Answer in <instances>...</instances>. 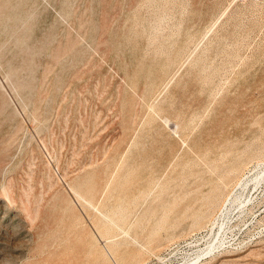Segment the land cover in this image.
Segmentation results:
<instances>
[{
  "label": "rangeland",
  "instance_id": "374dc122",
  "mask_svg": "<svg viewBox=\"0 0 264 264\" xmlns=\"http://www.w3.org/2000/svg\"><path fill=\"white\" fill-rule=\"evenodd\" d=\"M0 90V264H60L65 259L76 264L86 258L84 252L98 256L102 244L97 238L96 245L94 236L101 235L98 226L106 223L102 213L120 205L127 211L124 224L136 223L138 211L147 207L139 199L146 193L148 202L160 197L156 211H171V219L189 203L192 211L208 216L198 227L192 217L182 218L181 225L168 231V240L161 231L162 245L137 264H264V178L256 187L252 183L264 172L261 0H0ZM236 195L240 200L230 206ZM116 223H123L112 225L120 233ZM215 237L223 244L206 253V241Z\"/></svg>",
  "mask_w": 264,
  "mask_h": 264
},
{
  "label": "bare ground",
  "instance_id": "6f19581e",
  "mask_svg": "<svg viewBox=\"0 0 264 264\" xmlns=\"http://www.w3.org/2000/svg\"><path fill=\"white\" fill-rule=\"evenodd\" d=\"M79 16V15H78ZM99 17H100V15H98ZM43 19V18H42ZM76 19V18H75ZM43 20H45V19H43ZM43 20H42V22H43ZM77 20V19H76ZM75 20V21H76ZM77 22V21H76ZM101 22V21H100ZM103 22V21H102ZM45 23V22H44ZM105 24H106V22H105ZM42 25V24H41ZM104 25V24H103ZM100 26V25H99ZM41 28V27H40ZM47 28V27H46ZM181 28V27H180ZM214 28V27H213ZM213 28H211V29H213ZM48 29V28H47ZM104 29V28H103ZM106 29V28H105ZM108 29H109V27H108ZM126 29V28H125ZM183 29V28H182ZM41 30H42V28H41ZM40 30V31H41ZM44 30V29H43ZM39 31V32H40ZM44 31H47L46 29L44 30ZM44 31H42V32H44ZM102 31V30H101ZM97 32H100V31H97ZM105 32V31H104ZM106 32H107V30H106ZM105 32V33H106ZM108 32H109V30H108ZM178 32V31H177ZM180 32V31H179ZM103 33V32H102ZM210 33V32H209ZM37 34V33H36ZM180 34V33H179ZM146 35H148V34H146ZM39 36V35H38ZM37 36V37H38ZM100 36V35H99ZM103 36V35H102ZM104 36H105V34H104ZM103 36V37H104ZM36 37V38H37ZM42 37V36H41ZM153 37V36H152ZM175 37V36H174ZM156 39V38H155ZM169 39V38H168ZM170 39H171V37H170ZM39 40H40V38H39ZM44 40V39H43ZM174 40V39H173ZM41 41V40H40ZM124 41V40H123ZM122 41V42H123ZM157 41V40H156ZM159 41V40H158ZM167 41V40H166ZM42 42V41H41ZM63 42V41H62ZM98 42V41H97ZM100 42V41H99ZM153 42V41H152ZM39 43V42H38ZM136 43V42H135ZM160 43H162V42H160ZM172 43V42H171ZM42 44V43H41ZM56 44V43H55ZM63 44V43H62ZM174 44V43H173ZM161 45V44H160ZM38 47V46H37ZM80 47V46H79ZM173 47V46H172ZM113 48V47H112ZM139 48H140V46H139ZM154 48V47H153ZM158 48V47H157ZM162 48V47H161ZM76 49V48H75ZM152 49V48H151ZM163 49V48H162ZM170 49V48H169ZM39 50V49H38ZM106 50H108V49H106ZM130 50V49H129ZM166 50V49H165ZM26 51V50H25ZM24 51V52H25ZM28 51H30V50H28ZM88 51H90V50H88ZM148 51V50H147ZM157 51V50H156ZM139 52V51H138ZM158 52V51H157ZM168 52V51H167ZM170 52V51H169ZM39 53V52H38ZM102 53V52H101ZM109 53H110V51H109ZM41 54V53H40ZM39 54V55H40ZM111 54V53H110ZM129 54H130V51H129ZM152 54V53H151ZM155 54V53H154ZM158 54V53H157ZM168 54V53H167ZM38 55V56H39ZM46 55V54H45ZM56 55V54H55ZM88 55V54H87ZM115 55V54H114ZM127 55V54H126ZM160 55V54H159ZM41 56V55H40ZM91 56V55H90ZM96 56V55H95ZM94 56V57H95ZM102 56V55H101ZM105 56V55H104ZM154 56V55H153ZM153 56H151L152 58H153ZM10 57V56H9ZM23 58L22 59H24V56H22ZM28 57H30V56H28ZM98 57V56H97ZM144 57V56H143ZM160 57V56H159ZM159 57H158V59H159ZM11 58H13V57H11ZM42 58V57H41ZM50 58V57H49ZM89 58V57H88ZM88 58H87V60H88ZM146 58V57H145ZM148 58V57H147ZM165 58V57H164ZM167 58V57H166ZM16 59V58H15ZM31 59V58H30ZM43 59V58H42ZM47 59H48V57H47ZM51 59V58H50ZM95 59V58H94ZM99 59V58H98ZM103 59H104V57H103ZM112 59H113V57H112ZM117 59V58H116ZM126 59H127V57H126ZM131 59V58H130ZM151 59V58H150ZM155 60H156V58H154ZM160 59H161V57H160ZM190 59V58H189ZM18 60V59H17ZM39 60V59H38ZM45 60H46V58H45ZM44 60V61H45ZM84 60V59H83ZM105 60V59H104ZM110 60V59H109ZM119 60V59H118ZM149 60V59H148ZM153 60V59H152ZM9 61V60H8ZM20 61V60H19ZM23 61V60H22ZM40 61V60H39ZM50 61V60H49ZM100 61V60H99ZM151 61V60H150ZM16 62V61H15ZM21 62V61H20ZM28 62V61H27ZM35 62H36V60H35ZM101 62V61H100ZM113 62V61H112ZM119 62V61H118ZM129 62V61H128ZM31 63V62H30ZM30 63H28V64H30ZM87 63V62H86ZM99 63V62H98ZM16 64V63H15ZM25 65H27L26 63H24ZM32 64V63H31ZM30 64V65H31ZM41 64V63H40ZM39 64V65H40ZM45 64V63H44ZM82 64H84V63H82ZM119 64V63H118ZM148 64V63H147ZM14 65V64H13ZM42 65V64H41ZM85 65H87V64H85ZM91 65V64H90ZM105 65V64H104ZM17 66V65H16ZM24 66V65H23ZM28 66V65H27ZM33 66V65H32ZM45 66V65H44ZM43 66V67H44ZM80 66H82V65H80ZM84 66V65H83ZM81 67V68H84V67ZM193 66V65H192ZM204 66V65H203ZM13 67V66H12ZM20 67V66H19ZM36 67V66H35ZM89 67V66H88ZM88 67H86V68H88ZM97 67V66H96ZM117 67V66H116ZM45 68V67H44ZM98 68V67H97ZM205 68V67H204ZM12 69V68H11ZM10 69V70H11ZM21 69V68H20ZM40 69V68H39ZM102 69V68H101ZM8 70H9V68H8ZM26 70H27V68H26ZM82 70V69H81ZM85 70V69H84ZM93 70V69H92ZM99 70V69H98ZM128 70H129V68H128ZM162 70V69H161ZM171 70V69H170ZM195 70V69H194ZM17 71V70H16ZM21 70H19L16 74H18L19 75V72H20ZM23 71V70H22ZM40 71V70H39ZM91 71V70H90ZM196 71V70H195ZM204 71V70H203ZM10 72V71H9ZM12 72V74H13V71H11ZM87 72V71H86ZM188 72V71H187ZM191 72V71H190ZM198 72V71H197ZM6 73V72H5ZM99 73V72H98ZM10 73H8V75H9ZM16 74H14V75H16ZM113 74V73H112ZM111 74V75H112ZM124 74V73H123ZM169 74V73H168ZM184 74V73H183ZM187 74V73H186ZM189 74V73H188ZM193 74V73H192ZM197 74V73H196ZM6 75H7V73H6ZM25 75V74H24ZM82 75H84V74H82ZM107 75V74H106ZM10 76V75H9ZM9 76H6L7 78L9 77ZM52 76V75H51ZM79 76H80V74H79ZM93 76V75H92ZM186 76H188V75H186ZM197 76V75H196ZM40 77V76H39ZM68 77V76H67ZM78 77V76H77ZM112 77V76H111ZM126 77V76H125ZM192 77V76H191ZM190 77V78H191ZM12 78V77H11ZM14 78H16V77H13L12 79L14 80ZM51 78V77H50ZM93 78V77H92ZM118 78V77H117ZM40 79V78H39ZM54 79V78H53ZM52 79V80H53ZM94 79V78H93ZM100 79V78H99ZM103 79V78H102ZM110 79V78H109ZM114 79H115V76H114ZM113 79V80H114ZM168 79V78H167ZM188 79V78H187ZM193 79V78H192ZM49 80V79H48ZM64 80H66V79H64ZM76 80V79H75ZM90 80H92V79H90ZM104 80V79H103ZM121 80V79H120ZM125 80H128V79H125ZM189 80V79H188ZM202 80V79H201ZM2 81V80H1ZM9 81H10V78H9ZM12 81V80H11ZM37 81H38V79H37ZM69 81V80H68ZM71 81V80H70ZM85 81V80H84ZM110 81V80H109ZM108 81V82H109ZM194 81V80H193ZM196 81V80H195ZM199 81V80H198ZM16 82V81H15ZM15 82H12V83H15ZM39 82V81H38ZM37 82V83H38ZM72 82V81H71ZM107 82V81H106ZM143 82V81H142ZM159 82V81H158ZM206 82V81H205ZM11 83V82H10ZM11 83V85H13ZM20 83H22V82H20ZM58 83V82H57ZM76 83V82H75ZM81 82H79V84H80ZM103 83H105V81L103 82ZM118 83H120V82H118ZM144 83V82H143ZM142 83V84H143ZM190 83V82H189ZM195 83V82H194ZM93 84V83H92ZM110 84V83H109ZM186 84V83H185ZM198 84H200V82L198 83ZM18 85V84H17ZM21 85V84H20ZM95 85V84H94ZM102 85H104V84H102ZM114 85V84H113ZM117 85V84H116ZM188 85V84H187ZM193 85V84H192ZM191 85V86H192ZM197 85V84H196ZM201 85V84H200ZM35 86H36V84H35ZM74 86V85H73ZM118 86H121V85H118ZM144 86V85H143ZM163 86V85H162ZM182 86V85H181ZM180 86V87H181ZM189 86V85H188ZM67 87V86H66ZM107 87V86H106ZM179 87V88H180ZM90 88V87H89ZM181 88H183V87H181ZM185 88V87H184ZM108 89H110V88H108ZM107 89V90H108ZM123 89V88H122ZM174 89V88H173ZM187 89V88H186ZM186 89H185V91H186ZM188 89H189V87H188ZM187 89V90H188ZM140 90V89H139ZM175 90L176 91H178L176 88H175ZM174 90V91H175ZM184 90V89H183ZM1 91V90H0ZM3 91V90H2ZM91 91V90H90ZM90 91H89V93H90ZM114 91V90H113ZM165 91V90H164ZM181 91V90H180ZM114 92H116V91H114ZM132 92V91H131ZM63 93V92H62ZM88 93V94H89ZM100 93V92H99ZM113 93V92H112ZM159 93V92H158ZM183 93H186V92H183ZM107 94H109V93H107ZM120 94V93H119ZM167 94V93H166ZM165 94V95H166ZM4 95H6L5 93H4ZM110 95V94H109ZM131 95H133V94H131ZM131 95H130V97H131ZM160 96H161V94H159ZM164 97H165V95L164 94H162ZM169 95V94H168ZM168 95H166V96H168ZM174 95H175V93H174ZM177 95H178V92H177ZM201 95V94H200ZM66 96V95H65ZM69 95H67V97H68ZM80 96H82V95H80ZM87 96V95H86ZM91 96V95H90ZM107 96V95H106ZM105 96V98H107ZM156 96V95H155ZM154 96V97H155ZM172 96V95H171ZM201 96H203V95H201ZM53 97H54V95H53ZM61 97V96H60ZM70 97V96H69ZM73 97V96H72ZM101 97V96H100ZM104 97V96H103ZM120 97V96H119ZM125 97V96H124ZM170 97V96H169ZM173 97V96H172ZM198 97H199V95H198ZM197 97V98H198ZM1 98V97H0ZM83 98V97H82ZM92 98V97H91ZM160 98V97H159ZM159 98H157L156 100H158ZM168 98V97H167ZM178 98V97H177ZM200 98V97H199ZM72 99V98H71ZM90 99V98H89ZM114 99V98H113ZM162 99V98H161ZM176 99V98H175ZM183 99V98H182ZM7 100V99H6ZM54 100H55V98H54ZM67 100V99H66ZM76 100V99H75ZM78 100V99H77ZM83 100V99H82ZM92 100V99H91ZM90 100V101H91ZM107 100V99H106ZM115 100V99H114ZM125 100H126V98H125ZM133 100H134V98H133ZM139 100V99H138ZM154 100V99H153ZM153 100H151V101H153ZM164 100V99H163ZM177 100V99H176ZM5 101V100H4ZM8 101V100H7ZM56 101V100H55ZM60 101H61V99H60ZM73 101V100H72ZM71 101V102H72ZM127 101V100H126ZM150 101V102H151ZM175 101V100H174ZM189 101V100H188ZM139 102V101H138ZM142 102V101H141ZM162 102V101H161ZM6 103V102H5ZM9 103V102H8ZM58 103V102H57ZM65 103V102H64ZM69 103V102H68ZM117 103V102H116ZM156 103V102H155ZM160 103V102H159ZM109 104V103H108ZM192 104H194V102L192 103ZM9 105H10V103H9ZM12 105V104H11ZM11 105H10V107H11ZM64 105V104H63ZM62 105V106H63ZM75 105V104H74ZM106 105V104H105ZM110 105V104H109ZM108 105V106H109ZM148 105H150V103L148 104ZM179 105V104H178ZM181 105H183V106H185L184 104H181ZM180 105V106H181ZM188 104H186V106H187ZM189 105H191L190 103H189ZM188 105V106H189ZM3 106V105H2ZM1 106V107H2ZM65 106V105H64ZM67 106V105H66ZM104 106V105H103ZM117 106V105H116ZM129 106V105H128ZM157 106V105H156ZM159 106H160V104H159ZM176 106V104L174 105V107ZM192 106V105H191ZM4 107V106H3ZM8 107V105L5 107V108H7ZM9 107V108H10ZM58 107V106H57ZM73 107V106H72ZM90 107V106H89ZM105 107H107V106H105ZM77 108V107H76ZM83 108V107H82ZM164 108H165V106H164ZM177 108V107H176ZM189 108V107H188ZM2 109V108H1ZM68 109V108H67ZM93 109V108H92ZM153 109V108H152ZM166 109H168L167 107H166ZM174 109V108H173ZM172 109V110H173ZM179 109V108H178ZM181 109H183V108H181ZM8 110V109H7ZM50 110H51V108H50ZM74 110V109H73ZM88 110H89V108H88ZM91 110V109H90ZM108 110V109H107ZM128 110H129V108H128ZM1 111V110H0ZM10 111V110H9ZM54 111V110H53ZM69 111V110H68ZM68 111H65V112H68ZM75 111V110H74ZM98 111V110H97ZM167 111V110H166ZM176 111V113H178L177 112V110H175ZM55 112V111H54ZM76 113H77V111H75ZM113 112V111H112ZM171 111H169V113H170ZM174 111H172V113H173ZM53 113V112H52ZM59 113V112H58ZM93 113V112H92ZM119 113V112H118ZM139 113V112H138ZM150 113V112H149ZM7 114V113H6ZM68 114V113H67ZM84 114V113H83ZM108 114V113H107ZM111 114H114V113H111ZM143 114V113H142ZM179 114V113H178ZM177 114V115H178ZM182 114V113H181ZM2 115H4V114H2ZM13 114H11L10 116H12ZM61 115V114H60ZM69 115V114H68ZM120 115H121V113H120ZM53 116V115H52ZM66 116V115H65ZM81 116V115H80ZM84 116V115H83ZM82 116V117H83ZM155 116V115H154ZM168 116H171V115H168ZM167 116V117H168ZM176 116V115H175ZM175 116H174V118H175ZM181 116V115H180ZM58 117V116H57ZM87 117V116H86ZM102 117H104V116H102ZM184 117V116H183ZM1 118V117H0ZM61 118V117H60ZM131 118V117H130ZM143 118V117H142ZM173 118V117H172ZM185 118V117H184ZM188 117H186V119H187ZM2 119H4V118H2ZM12 119V118H11ZM10 119V120H11ZM15 119H17V118H15ZM62 119V118H61ZM84 119H85V117H84ZM91 119V118H90ZM107 119V118H106ZM141 118H139V120H140ZM171 119V118H170ZM176 119H179V118H175V120ZM9 120V121H10ZM184 119H182V121H183ZM4 121V120H3ZM2 121V122H3ZM7 121V120H6ZM88 121V120H87ZM86 121V122H87ZM91 121V120H90ZM94 121V120H93ZM122 121H124V120H122ZM145 121V120H144ZM171 121H172V119H171ZM180 121V120H179ZM181 121V122H182ZM189 121H191V120H189ZM1 122V123H2ZM11 122H13V121H11ZM10 122V123H11ZM35 122V121H34ZM42 122V121H41ZM138 122V121H137ZM173 122V121H172ZM180 122V123H181ZM14 123V122H13ZM18 123V122H17ZM42 123H44V122H42ZM67 123V122H66ZM92 123V122H91ZM120 123V122H119ZM118 123V124H119ZM122 123V122H121ZM129 123H130V121H129ZM129 123H127V124H129ZM141 123H143L142 121H141ZM163 123V122H162ZM167 123V122H166ZM170 123V122H169ZM168 123V124H169ZM87 124V123H86ZM173 124V123H172ZM58 125V124H57ZM62 125V124H61ZM81 125V124H80ZM91 125V124H90ZM159 125H160V123H159ZM171 125V124H170ZM175 125V124H174ZM173 125V126H174ZM11 126V125H10ZM13 126V125H12ZM11 126V127H12ZM138 126H139V124H138ZM176 126V125H175ZM16 127V126H15ZM14 127V128H15ZM62 127V126H61ZM130 127V126H129ZM128 127V128H129ZM135 127V126H134ZM228 127V126H227ZM232 127V126H231ZM231 127H229V128H231ZM14 128H13V130H14ZM80 128V127H79ZM83 128V127H82ZM81 128V129H82ZM92 128V127H91ZM108 128H109V125H108ZM139 128V127H138ZM160 128V127H159ZM158 128V129H159ZM174 128V127H173ZM235 128V127H234ZM238 128V127H237ZM10 129V127H8V130ZM100 129H101V127H100ZM99 129V130H100ZM106 129V128H105ZM157 129V128H156ZM175 129H177V128H175ZM175 129H173V130H175ZM226 129V128H225ZM224 129V130H225ZM228 129V128H227ZM232 129H233V127H232ZM62 130V129H61ZM134 130H137V129H134ZM134 130H132L133 132H134ZM155 130V129H154ZM161 130V129H160ZM10 131V130H9ZM87 131V130H86ZM176 131V130H175ZM233 131V130H232ZM242 131V130H241ZM240 131V132H241ZM255 131V130H254ZM253 131V132H254ZM11 132V131H10ZM81 132V131H80ZM98 132V131H97ZM122 132V131H121ZM137 132V131H136ZM163 132V131H162ZM162 132H161V136H162ZM222 132H223V130H222ZM228 132H229V130H228ZM249 132H250V130H249ZM7 132H5L4 134H6ZM50 133H52L51 131H50ZM54 133V132H53ZM52 133V134H53ZM131 133V132H130ZM135 133V132H134ZM148 133V132H147ZM167 133H170V132H167ZM226 133H227V131H226ZM234 133V132H233ZM95 134V133H94ZM132 134V133H131ZM136 134V133H135ZM149 134V133H148ZM151 134V133H150ZM149 134V135H150ZM164 134V133H163ZM221 134V133H220ZM224 134V133H223ZM238 134H240V133H238ZM238 134H236V135H238ZM258 134V133H257ZM51 135V134H50ZM57 135V134H56ZM80 135V134H79ZM123 135H126V134H123ZM145 135V134H144ZM234 135V134H233ZM7 136V135H6ZM45 136V135H44ZM43 136V137H44ZM93 136H95V135H93ZM97 136V135H96ZM132 136V135H131ZM166 136V135H165ZM259 137L258 138H260L261 139V137H263V136H260V135H258ZM5 137V136H4ZM3 137V138H4ZM54 137H56V136H54ZM85 137V136H84ZM87 137V136H86ZM90 137V136H89ZM110 137V136H109ZM124 137V136H123ZM147 137H148V135H147ZM146 137V138H147ZM163 137H164V135H163ZM170 137V136H169ZM202 137H203V135H202ZM216 137V136H215ZM222 137V136H221ZM229 137V136H228ZM228 137H224V138H228ZM238 137V136H237ZM117 138V137H116ZM127 138V137H126ZM129 138V137H128ZM145 138V137H144ZM205 138V137H204ZM210 138V137H209ZM231 138V137H230ZM257 138V137H256ZM1 139V138H0ZM56 139V138H55ZM92 139V138H91ZM118 139V138H117ZM120 139V138H119ZM125 139V138H124ZM149 139V138H148ZM161 140H162V138H160ZM201 139H203V138H200V140ZM212 139V138H211ZM240 139V138H239ZM2 140V139H1ZM0 140V141H1ZM46 140H48V139H46ZM86 140V139H85ZM96 140V139H95ZM115 140V139H114ZM219 140V139H218ZM223 141L225 140V139H222ZM229 140H231V139H229ZM228 140V141H229ZM234 140V139H233ZM78 141V140H77ZM116 141V140H115ZM128 141V140H127ZM144 141V139L142 140V142ZM146 141V140H145ZM163 141H165V140H163ZM198 141V140H197ZM215 141V140H214ZM217 141V140H216ZM215 141V142H216ZM222 141V142H223ZM227 141V142H228ZM239 141H241V140H239ZM75 142V141H74ZM80 142H82V141H80ZM106 142V141H105ZM104 142V143H105ZM137 142H139V140L137 141ZM136 142V143H137ZM141 142V139H140V142L139 143H142ZM162 142V141H161ZM168 142V141H167ZM225 142V141H224ZM238 142V141H237ZM243 142V141H242ZM254 142V141H253ZM257 142V141H256ZM2 143V142H1ZM79 143V142H78ZM83 143V142H82ZM127 143V142H126ZM144 143V142H143ZM142 143V144H143ZM147 143V142H146ZM145 143V144H146ZM163 143H165V142H163ZM172 143V142H171ZM193 143H195V142H193ZM233 143V142H232ZM51 144V143H50ZM99 144V143H98ZM142 144H141V147H142ZM198 144V143H197ZM197 144H195V145H197ZM206 144V143H205ZM223 144V143H222ZM230 144V143H229ZM250 144V143H249ZM48 145V144H47ZM46 145V146H47ZM127 145V144H126ZM131 145V147H132V144H130ZM136 145H138L139 146V144L137 143ZM144 145V144H143ZM172 145V144H171ZM203 145V144H202ZM209 145V144H208ZM211 146H212V144H210ZM218 145V144H217ZM252 145V144H251ZM263 145V144H262ZM109 146H111V145H109ZM128 146V145H127ZM206 146V145H205ZM223 146V145H222ZM84 147H86V146H84ZM103 147V146H102ZM123 147V146H122ZM130 147V148H131ZM141 147H140V149H141ZM143 147H146V146H143ZM142 147V148H143ZM168 147V146H167ZM209 147V146H208ZM223 147H226V146H223ZM259 147V146H258ZM3 148H4V146H3ZM49 148H50V146H49ZM96 148H98V147H96ZM116 148V147H115ZM171 148V147H170ZM194 148V147H193ZM205 148V147H204ZM207 148V147H206ZM212 148V147H211ZM221 148V147H220ZM247 148V147H246ZM1 149V148H0ZM86 149V148H85ZM146 149V148H145ZM195 149H197V148H195ZM199 149V148H198ZM213 149V148H212ZM259 149V148H258ZM119 150H120V148H119ZM206 150V149H205ZM218 150V149H217ZM245 150V149H244ZM264 150V149H263ZM47 151V150H46ZM59 151V150H58ZM85 151H87V150H85ZM91 151H93V150H91ZM90 151V152H91ZM118 151V150H117ZM128 151V150H127ZM134 151V150H133ZM197 151V150H196ZM208 151H209V149H208ZM207 151V152H208ZM215 151V150H214ZM246 151H248V150H246ZM261 151H262V149H261ZM161 152V151H160ZM198 152V151H197ZM202 152V151H201ZM204 152V151H203ZM223 152V151H222ZM221 152V153H222ZM252 152V151H251ZM5 153V152H4ZM28 153H30V152H28ZM58 153V152H57ZM83 153V152H82ZM92 153V152H91ZM94 153V152H93ZM98 153V152H97ZM116 153V152H115ZM129 154L131 153V151H129L128 152ZM230 153V152H229ZM233 153V152H232ZM236 153H237V151H236ZM235 153V154H236ZM244 153V152H243ZM259 153V152H258ZM257 152H256V154H258ZM7 154V153H6ZM52 154V153H51ZM120 154H122V153H120ZM27 155V154H26ZM53 155V154H52ZM55 155H57V154H55ZM59 155V154H58ZM75 155V154H74ZM79 155V154H78ZM97 155V154H96ZM101 155V154H100ZM99 155V156H100ZM117 155V154H116ZM197 155H198V153H197ZM220 155V154H219ZM222 155V154H221ZM87 156V155H86ZM85 156V157H86ZM28 157H30V156H28ZM31 157H32V154H31ZM55 157V156H54ZM112 157V156H111ZM127 157H129L130 158V156H128V154H127ZM206 157V156H205ZM238 157V156H237ZM41 158V157H40ZM72 158V157H71ZM78 158V157H77ZM115 158H117V156L115 157ZM163 158H164V155H163ZM200 158V157H199ZM216 158V157H215ZM226 158V157H225ZM54 159V158H53ZM57 159V158H56ZM101 159V158H100ZM108 159V158H107ZM110 159V158H109ZM229 159V158H228ZM28 160V159H27ZM44 160V159H43ZM58 160V159H57ZM56 160V161H57ZM77 160H79V159H77ZM131 160V159H130ZM194 160V159H193ZM222 160V159H221ZM234 160V159H233ZM74 161V160H73ZM81 161V160H80ZM90 161H91V158H90ZM94 161V160H93ZM97 161V160H96ZM106 161H108V160H106ZM238 161V160H237ZM241 161H243V160H241ZM24 162V161H23ZM23 162H22V164H23ZM68 162V161H67ZM72 162V161H71ZM70 162V163H71ZM105 162V161H104ZM130 162V161H129ZM21 163V162H20ZM26 163V162H25ZM58 163V162H57ZM66 163V162H65ZM79 163V162H78ZM87 163V162H86ZM107 163V162H106ZM105 163V164H106ZM126 163V162H125ZM133 163V162H132ZM131 163V164H132ZM136 162H134L133 164H135ZM143 163V162H142ZM215 163V162H214ZM243 164H244V162H242ZM245 163H247V162H245ZM261 163H263V162H261ZM62 164V163H61ZM90 164V163H89ZM131 164H129V165H131ZM132 164V165H133ZM137 164V163H136ZM162 164V163H161ZM194 164V163H193ZM19 165H21V164H19ZM73 165V164H72ZM79 165V164H78ZM77 165V166H78ZM141 165V164H140ZM184 165V164H183ZM187 165V164H186ZM37 166V165H36ZM46 166V165H45ZM64 166V165H63ZM80 166V165H79ZM100 167H101V165H99ZM98 166V167H99ZM105 166V165H104ZM161 165H159V167H160ZM194 166V165H193ZM245 166V165H244ZM21 167V166H20ZM42 167H44V165L42 166ZM66 167V166H65ZM69 167V166H68ZM83 167V166H82ZM96 167V166H95ZM143 167V166H142ZM178 167V166H177ZM261 167H262V165H261ZM17 168V167H16ZM71 168H72V166H71ZM80 168V167H79ZM133 167L131 166V169H132ZM146 168V167H145ZM161 168V167H160ZM15 169V168H14ZM24 169V168H23ZM27 169V168H26ZM48 169V168H47ZM67 169V168H66ZM127 169V168H126ZM128 169H130V168H128ZM130 169V170H131ZM134 169V168H133ZM177 169V168H176ZM229 169V168H228ZM5 170V169H4ZM39 170V169H38ZM76 170V169H75ZM79 170V169H78ZM182 170V169H181ZM14 171V170H13ZM23 171V170H22ZM47 171V170H46ZM73 171V170H72ZM77 171V170H76ZM100 171V170H99ZM126 171V170H125ZM129 171V170H128ZM158 171V170H157ZM176 171V170H175ZM184 171V170H183ZM227 171H229V170H227ZM231 171V170H230ZM237 171H239V169L237 170ZM24 172V171H23ZM49 172V171H48ZM66 172V171H65ZM135 172V171H134ZM215 172V171H214ZM14 173V172H13ZM71 173V172H70ZM73 173V172H72ZM127 172H125V174H126ZM131 173L132 172H130L129 174L131 175ZM155 173V172H154ZM173 173V172H172ZM184 173V172H183ZM207 173V172H206ZM223 173V172H222ZM232 173H233V171H232ZM3 174V173H2ZM21 174V173H20ZM69 174V173H68ZM147 174V173H146ZM188 174V173H187ZM186 174V175H187ZM211 174H213V173H211ZM235 174V173H234ZM258 174H260V175H258V176H256L254 179H253V184L255 185V187H256V185L257 184H259L260 182H261V180L264 178V172L263 173H258ZM67 175V174H66ZM97 175V174H96ZM104 175V174H103ZM177 175V174H176ZM220 175V174H219ZM240 175V174H239ZM255 175V174H254ZM76 176V175H75ZM123 176H124V171H123ZM128 176V175H127ZM146 176V175H145ZM155 176V175H154ZM157 176V175H156ZM155 176V177H156ZM172 176H174V175H172ZM185 176V175H184ZM203 176V175H202ZM211 176V175H210ZM210 176H208V177H210ZM225 176H226V174L224 175V177L223 178H225ZM246 176V175H245ZM244 176V177H245ZM46 177V176H45ZM44 177V178H45ZM150 177H152V176H150ZM149 177V178H150ZM168 177V176H167ZM186 177H188V176H186ZM221 177V178H222ZM2 178V177H1ZM51 178H52V176H51ZM65 178V177H64ZM98 179H99V177H97ZM153 178V177H152ZM227 178V177H226ZM238 178V177H237ZM236 178V179H237ZM49 179V178H48ZM66 179V178H65ZM82 179V178H81ZM96 179V178H95ZM157 179V178H156ZM174 179V178H173ZM185 179V178H184ZM251 179V178H250ZM14 180V179H13ZM19 180V179H18ZM26 180V179H25ZM28 180H30V179H28ZM97 180V179H96ZM146 180V179H145ZM155 180V179H154ZM162 180V179H161ZM160 180V181H161ZM172 180V179H171ZM181 180V179H180ZM187 180V179H186ZM190 180H191V178H190ZM210 180H211V178H210ZM209 180V181H210ZM212 180H213V176H212ZM221 180V179H220ZM219 180V181H220ZM223 180V179H222ZM9 181V180H8ZM11 181V180H10ZM56 181V180H55ZM111 181V180H110ZM147 181V180H146ZM166 181V180H165ZM182 181V180H181ZM214 181H216V180H214ZM241 181V180H240ZM244 181V180H243ZM252 181V180H251ZM250 181V182H251ZM35 182V181H34ZM46 182H47V180H46ZM50 182H52V181H50ZM57 182H59V181H57ZM103 182V181H102ZM123 182V181H122ZM167 182V181H166ZM217 182V181H216ZM24 183V182H23ZM28 183H30V182H28ZM41 183V182H40ZM48 183V182H47ZM152 183V182H151ZM211 183H212V181H211ZM210 182H209V184H211ZM219 183V182H218ZM234 183V182H233ZM240 183V182H239ZM241 183H242V181H241ZM248 183V182H247ZM49 184H51V183H49ZM48 184V185H49ZM54 184V183H53ZM61 184V183H60ZM63 184V183H62ZM207 184H208V181H207ZM206 184V185H207ZM208 184V185H209ZM216 184V183H215ZM214 184V185H215ZM221 184H222V182H221ZM224 184H225V181H224ZM244 184V183H243ZM1 185V184H0ZM4 185H6V183L4 182ZM9 185V184H8ZM23 185V184H22ZM28 185V184H27ZM52 185V184H51ZM56 185V184H55ZM109 185V184H108ZM152 185V184H151ZM159 185H161V184H159ZM180 185V184H179ZM183 185V184H182ZM203 185V184H202ZM202 185H200L201 187H202ZM219 185H220V183H219ZM245 185H246V182H245ZM244 185V186H245ZM249 185V184H248ZM25 186V185H24ZM40 186V185H39ZM50 186V185H49ZM147 185H145L144 187L145 188H149V186L148 187H146ZM156 186V185H155ZM228 186H229V184H228ZM241 186H242V184H241ZM240 186V187H241ZM11 187H12V185H11ZM64 187V186H63ZM99 187V186H98ZM101 187V186H100ZM118 187H120V186H118ZM208 187V186H207ZM210 188H211V186H209ZM243 187V186H242ZM246 187H248V186H246ZM245 187V188H246ZM17 188V187H16ZM40 188H41V186H40ZM46 188V187H45ZM103 188V187H102ZM123 188V187H122ZM151 188V187H150ZM149 188V189H150ZM182 188V187H181ZM215 188V187H214ZM219 189H220V186L218 187ZM26 189V188H25ZM49 189H51L50 187H49ZM73 189H74V191H75V193L80 197V198H84V196H83V194H82V192L80 191V190H78V189H76L74 186H73ZM72 189V190H73ZM173 189V188H172ZM176 189V188H175ZM194 189H197V188H194ZM208 189V188H207ZM213 189V188H212ZM11 190V189H10ZM16 190V189H15ZM21 190V189H20ZM19 190V191H20ZM46 190V189H45ZM44 190V191H45ZM48 190V189H47ZM121 190V189H120ZM193 190V189H192ZM210 190V189H209ZM41 191V190H40ZM140 191H141V188H140ZM143 191H146V190H143ZM155 191V190H154ZM178 191V190H177ZM212 191V190H211ZM219 191V190H218ZM237 191V190H236ZM240 191V190H239ZM4 192H5V194L6 195H8L9 196V191H8V189L7 188H4ZM22 192V191H21ZM58 192V191H57ZM60 192H62V191H60ZM59 192V193H60ZM136 192H137V190H136ZM147 192V191H146ZM149 192V191H148ZM165 192V191H164ZM176 192V191H175ZM198 192V191H197ZM214 192V191H213ZM212 192V193H213ZM227 191L225 190V193H226ZM28 193H30V192H28ZM35 193V192H34ZM72 193V192H71ZM122 193V192H121ZM140 193H142V192H140ZM160 193V192H159ZM172 193V192H171ZM188 193V192H187ZM240 193H242V191L240 192ZM99 194V193H98ZM116 194V193H115ZM138 194V195H137ZM137 194H136V197L137 196H139L140 194L137 192ZM199 194V193H198ZM209 194V193H208ZM218 194H219V192H218ZM243 194V193H242ZM245 194V193H244ZM19 195V194H18ZM27 195V194H26ZM64 195V194H63ZM162 195V194H161ZM210 195H212V194H210ZM217 195V194H216ZM216 195H214V196H216ZM35 196V195H34ZM61 196V195H60ZM67 196V195H66ZM159 196V195H158ZM174 196V195H173ZM208 196V195H207ZM217 196H219V195H217ZM235 196V195H234ZM238 195H236V197H234L232 200H229L230 202H228V203H230V206H232L235 202H237V200H240L239 199V197H241V196H239V197H237ZM14 197V196H13ZM149 197H150V193H146L145 195L143 194L141 197H139V199H142L143 200V203H141L142 204V206H144L145 204H147V207L145 208V211H142V210H139L138 212H141L142 214H141V218L136 222V223H126V224H124L125 222H127L128 221V216L127 215H125L124 213H126L127 211H123V210H121V206L120 205H117V207H116V210L117 211H105V213H102V217L104 218V220H105V224L104 225H99L98 226V229L100 230V232H101V235H96V236H94V239H95V242L97 243L96 245H100L99 244V242H98V240L100 241V243L102 244L101 245V247L99 248L100 250H99V255L98 256H94L93 258L91 257V255L90 256H88L89 254H88V251L85 253L84 252V254H85V259H82L81 261L80 260H77V262H76V264H137V263H139L141 260H142V258H143V256L146 254V253H152V252H154L155 251V249H157V248H159L161 245H162V243H161V238H159L160 237V232L161 231H166V240H168V231L169 230H173V229H175V228H177L179 225H181L182 224V218H183V220H185V219H187V218H190V217H192V221H193V223H192V225L194 226V227H198L199 225H201L202 223H203V221L205 220V218L208 216V213H205L203 210V213H199V212H197V210L196 211H192L193 210V207H194V204L193 203H189V204H187V206L185 207V209L183 210V211H180L179 212V215H177L175 218H172L171 219V217H170V212L171 211H162V212H160V211H156L157 210V208L155 207V205L157 204V201L160 199V197H155L152 201H150V202H148V199H149ZM194 197H196V196H194ZM213 197V196H212ZM221 197H222V195H221ZM7 198V197H6ZM32 198V197H31ZM55 198V197H54ZM65 198H67V197H65ZM176 198V197H175ZM174 198V199H175ZM202 198V197H201ZM218 198V197H217ZM250 198V197H249ZM10 199H11V197H10ZM15 199V198H14ZM35 198H33V200H34ZM60 199V198H59ZM59 199H56V200H59ZM135 199V198H134ZM183 199H185V198H183ZM196 199V198H195ZM203 199H205V198H203ZM202 199V200H203ZM243 199V198H242ZM245 199V198H244ZM40 200V199H39ZM51 200H52V198H51ZM51 200H49V201H51ZM201 200V201H202ZM214 200V199H213ZM217 200H219V199H217ZM250 200V199H249ZM32 201V200H31ZM54 201H55V199H54ZM113 201V200H112ZM111 201V202H112ZM125 201H127V200H125ZM188 201V200H187ZM198 201V200H197ZM200 201V200H199ZM248 201V200H247ZM246 201V202H247ZM16 202V201H15ZM210 202V201H209ZM245 202V203H246ZM37 203H39V202H37ZM174 204H175V202H173ZM177 203V202H176ZM239 203V202H238ZM20 204V203H19ZM25 204V203H24ZM32 204V203H31ZM50 204V203H49ZM52 204V203H51ZM59 204V203H58ZM65 204V203H64ZM91 204V203H90ZM133 204V203H132ZM216 204V203H215ZM242 204V203H241ZM240 204V205H241ZM36 205V204H35ZM94 205V204H93ZM176 205V204H175ZM200 205H203V204H200ZM239 205V204H238ZM25 206V205H24ZM46 206H47V204H46ZM49 206V205H48ZM47 206V207H48ZM141 206V207H142ZM204 206V205H203ZM36 207H37V205H36ZM35 207V208H36ZM42 207V206H41ZM65 207V206H64ZM111 207V206H110ZM132 207V206H131ZM140 207V208H141ZM167 207V206H166ZM197 207V206H196ZM199 207H201V206H199ZM211 207V206H210ZM209 207V208H210ZM228 207H229V205H228ZM235 207V206H234ZM233 207V208H234ZM242 207H243V205H242ZM25 208H26V206H25ZM33 208V207H32ZM53 208V207H52ZM169 208V207H168ZM38 209V207L35 209V210H37ZM134 209V208H133ZM171 209H173V207L171 208ZM170 209V210H171ZM229 209H231V207L229 208ZM23 210V209H22ZM96 210V209H95ZM23 211H25V209L23 210ZM23 211H22V213H23ZM207 211V210H206ZM228 211L229 210H226V212L228 213ZM27 212V211H26ZM30 212H31V210H30ZM35 212V211H34ZM73 212H75V211H73ZM137 212V213H138ZM62 213V212H61ZM230 213V212H229ZM31 214H33L32 212H31ZM30 214V215H31ZM35 214H36V212H35ZM39 214V213H38ZM53 214V213H52ZM55 214H56V212H55ZM30 215H28V216H30ZM137 215V214H136ZM226 215V214H225ZM225 215H224V217H225ZM54 216V215H53ZM62 216V215H61ZM39 217V216H38ZM59 217V216H58ZM93 217V216H92ZM96 217V216H95ZM136 217V216H135ZM32 218V217H31ZM51 218V217H50ZM91 218V217H90ZM57 219V218H56ZM212 219H213V217H212ZM44 220V219H43ZM57 220H59V219H57ZM101 220V219H100ZM131 220H133V219H131ZM216 220V219H215ZM65 221V220H64ZM134 221V220H133ZM144 221H146V223H144ZM68 222V220L66 221V223ZM71 222V221H70ZM115 222H121V223H123V224H121V225H118L117 223V225H118V228H119V230L118 231H120V233H116L115 231H114V229H113V224L115 223ZM32 223V222H31ZM54 223H55V220H54ZM57 224V223H56ZM70 224V223H69ZM74 224H76V223H74ZM97 224H99V223H97ZM102 224V223H101ZM68 225V224H67ZM66 225V226H67ZM34 227H36V226H34ZM85 227H86V225H85ZM73 228V227H72ZM55 229V228H54ZM71 229V228H70ZM65 230V229H64ZM75 230V229H74ZM50 231V230H49ZM84 231V230H83ZM187 231V230H186ZM56 232H57V229H56ZM55 232V233H56ZM77 232V231H76ZM177 232V231H176ZM48 233V232H47ZM50 233H51V231H50ZM72 233H75V231L74 232H72ZM79 233V232H78ZM83 232L81 231V234H82ZM85 233V232H84ZM87 233V232H86ZM89 233V232H88ZM54 234V233H53ZM38 235V234H37ZM45 235H47V234H45ZM56 235V234H55ZM75 235V234H74ZM79 235V234H78ZM162 235H163V233H162ZM48 236V235H47ZM50 236H51V234H50ZM80 236V235H79ZM124 236V238L122 239V240H118V238H121V237H123ZM164 236V235H163ZM37 237H39V236H37ZM46 237V236H45ZM49 237V236H48ZM59 237V236H58ZM115 237H116V239H115ZM165 237V236H164ZM40 238V237H39ZM75 238V237H74ZM73 238V239H74ZM97 238H98V240H97ZM51 240H53L52 238H50ZM61 239H63V238H61ZM67 239V238H66ZM70 239V238H69ZM85 239V238H84ZM170 239H172V238H170ZM40 240V239H39ZM47 240V239H46ZM50 240V241H51ZM54 241V240H53ZM56 241V240H55ZM54 241V242H55ZM58 241V240H57ZM69 241V240H68ZM37 242V241H36ZM223 241H222V239H219L218 237H215V238H212V239H210L209 241L207 240L206 241V247H205V251H206V253H211L213 250H214V248L216 247V245L218 246V245H220V247H221V243H222ZM165 243V242H164ZM67 244H68V242H67ZM76 244V243H75ZM74 244V245H75ZM109 244H111V245H109ZM223 244V243H222ZM21 245V244H20ZM58 245V244H57ZM56 245V246H57ZM61 245V244H60ZM60 245H58V246H60ZM63 245V244H62ZM78 245V244H77ZM76 245V246H77ZM86 245H87V243H86ZM86 245H85V247H86ZM123 245H128V247L129 246H133L134 248L133 249H129L128 247L127 248H125L122 252H120V254L118 253L117 254V252H118V250H119V248L121 247V246H123ZM45 246V245H44ZM66 246V245H65ZM80 246V245H79ZM75 247V246H74ZM83 247H84V245H83ZM84 247V248H85ZM97 247V246H96ZM41 248V247H40ZM60 248L61 249H59V250H62V247L60 246ZM218 248V247H217ZM87 249H88V247H87ZM122 249V248H121ZM216 249V248H215ZM33 250V249H32ZM52 250V249H51ZM73 250V249H72ZM77 250V249H76ZM159 250H161V249H159ZM43 251V250H42ZM47 251V250H46ZM58 251V250H57ZM67 251V250H66ZM65 251V252H66ZM95 251V250H94ZM199 252L200 251H204V249L203 250H198ZM198 251H196L195 253H198ZM51 252H53V251H51ZM55 252V251H54ZM53 252V253H54ZM42 253H44V252H42ZM49 253V252H48ZM79 253V252H78ZM81 253V252H80ZM159 253V252H158ZM161 253V252H160ZM94 254V253H93ZM40 255H42V254H40ZM54 255V254H53ZM62 255V254H61ZM69 255V254H68ZM73 255H74V252H73ZM157 255V254H156ZM155 255V256H156ZM44 256H45V254H44ZM43 256V257H44ZM66 256V255H65ZM81 256V255H80ZM42 257V256H41ZM67 257V256H66ZM69 257H72L71 256V253H70V256ZM76 257V256H75ZM78 257H79V255H78ZM152 257V256H151ZM196 257V256H195ZM48 258V257H47ZM50 258V257H49ZM68 258V257H67ZM74 258V257H73ZM77 258V257H76ZM146 258H147V256H146ZM159 258V257H158ZM197 258V257H196ZM28 259V258H27ZM51 259V258H50ZM61 259V258H60ZM63 259H65V258H63ZM78 259V258H77ZM81 259V258H80ZM161 259V258H160ZM43 260V259H42ZM45 260H47V259H45ZM59 260V259H58ZM62 260V259H61ZM70 260H73V259H70ZM74 260H76V259H74ZM197 260V259H196ZM195 260V261H196ZM194 261V260H193ZM194 261V262H195ZM48 262V261H47ZM192 262V261H191ZM39 263V262H38ZM37 263V264H38ZM41 263V262H40ZM49 263H50V261H49ZM48 263V264H49ZM52 263V262H51ZM56 263H58V262H56ZM73 263V262H72ZM71 262H67V259H65L64 261H62V263H61V261H60V264H72ZM196 263V262H195ZM26 264V263H25ZM33 264V263H32ZM55 264V263H54ZM193 264V263H192Z\"/></svg>",
  "mask_w": 264,
  "mask_h": 264
},
{
  "label": "built area",
  "instance_id": "2783aa9c",
  "mask_svg": "<svg viewBox=\"0 0 264 264\" xmlns=\"http://www.w3.org/2000/svg\"><path fill=\"white\" fill-rule=\"evenodd\" d=\"M242 1H244V0H242ZM262 2H264V0H261Z\"/></svg>",
  "mask_w": 264,
  "mask_h": 264
}]
</instances>
